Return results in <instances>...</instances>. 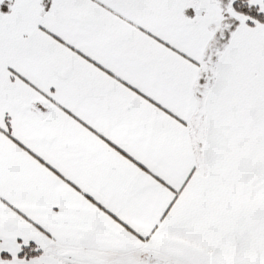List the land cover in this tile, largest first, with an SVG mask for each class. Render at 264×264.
I'll list each match as a JSON object with an SVG mask.
<instances>
[{"label": "snow or ice", "instance_id": "obj_1", "mask_svg": "<svg viewBox=\"0 0 264 264\" xmlns=\"http://www.w3.org/2000/svg\"><path fill=\"white\" fill-rule=\"evenodd\" d=\"M0 264H264V0H0Z\"/></svg>", "mask_w": 264, "mask_h": 264}]
</instances>
